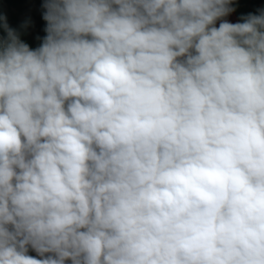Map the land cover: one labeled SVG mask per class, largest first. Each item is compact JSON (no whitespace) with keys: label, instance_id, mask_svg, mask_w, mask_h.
<instances>
[{"label":"clouds","instance_id":"obj_1","mask_svg":"<svg viewBox=\"0 0 264 264\" xmlns=\"http://www.w3.org/2000/svg\"><path fill=\"white\" fill-rule=\"evenodd\" d=\"M232 2L45 0L36 49L0 16V264H264V10Z\"/></svg>","mask_w":264,"mask_h":264},{"label":"crops","instance_id":"obj_2","mask_svg":"<svg viewBox=\"0 0 264 264\" xmlns=\"http://www.w3.org/2000/svg\"><path fill=\"white\" fill-rule=\"evenodd\" d=\"M251 1L233 0L231 6L235 8V11L217 20L215 26L219 27L223 20H227L230 23L243 22L242 17L252 14ZM44 3L45 0H0V16L7 18L9 27L17 30L21 41L26 43L30 49L38 48L46 36L44 30L46 21L43 19L44 9L42 7ZM260 10H264V4L259 5L258 12ZM6 35L2 21H0V41L6 38ZM29 255L40 258L31 249H29ZM66 264H70V261H67Z\"/></svg>","mask_w":264,"mask_h":264},{"label":"trees","instance_id":"obj_3","mask_svg":"<svg viewBox=\"0 0 264 264\" xmlns=\"http://www.w3.org/2000/svg\"><path fill=\"white\" fill-rule=\"evenodd\" d=\"M260 4H264V0H252L251 1V11H252V14H256V15L259 14L258 8H259V5Z\"/></svg>","mask_w":264,"mask_h":264}]
</instances>
